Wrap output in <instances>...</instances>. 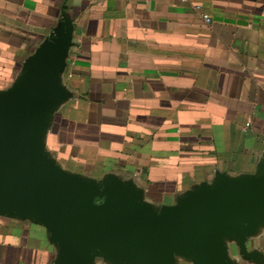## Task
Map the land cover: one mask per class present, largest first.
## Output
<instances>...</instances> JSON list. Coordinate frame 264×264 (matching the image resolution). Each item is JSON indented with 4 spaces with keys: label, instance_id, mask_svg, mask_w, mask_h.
Wrapping results in <instances>:
<instances>
[{
    "label": "crops",
    "instance_id": "crops-1",
    "mask_svg": "<svg viewBox=\"0 0 264 264\" xmlns=\"http://www.w3.org/2000/svg\"><path fill=\"white\" fill-rule=\"evenodd\" d=\"M63 15L74 23L62 74L70 98L45 139L62 167L115 173L156 205L217 172L255 171L264 154V0H0V89ZM246 245L260 262L233 251L235 264H264V227ZM55 257L43 226L0 215V264Z\"/></svg>",
    "mask_w": 264,
    "mask_h": 264
},
{
    "label": "water",
    "instance_id": "water-1",
    "mask_svg": "<svg viewBox=\"0 0 264 264\" xmlns=\"http://www.w3.org/2000/svg\"><path fill=\"white\" fill-rule=\"evenodd\" d=\"M73 27L63 15L0 89V215L43 226L56 264H235L233 251L259 263L246 244L264 227V154L254 172H217L162 205L132 180L81 175L54 159L45 139L70 98L62 74Z\"/></svg>",
    "mask_w": 264,
    "mask_h": 264
},
{
    "label": "built area",
    "instance_id": "built-area-1",
    "mask_svg": "<svg viewBox=\"0 0 264 264\" xmlns=\"http://www.w3.org/2000/svg\"><path fill=\"white\" fill-rule=\"evenodd\" d=\"M203 18L206 22H209L210 21V17L206 14L203 15Z\"/></svg>",
    "mask_w": 264,
    "mask_h": 264
},
{
    "label": "trees",
    "instance_id": "trees-1",
    "mask_svg": "<svg viewBox=\"0 0 264 264\" xmlns=\"http://www.w3.org/2000/svg\"><path fill=\"white\" fill-rule=\"evenodd\" d=\"M99 199H96V201H98Z\"/></svg>",
    "mask_w": 264,
    "mask_h": 264
}]
</instances>
